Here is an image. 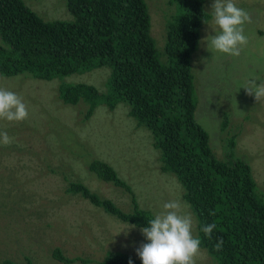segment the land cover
I'll list each match as a JSON object with an SVG mask.
<instances>
[{
	"label": "rangeland",
	"instance_id": "obj_1",
	"mask_svg": "<svg viewBox=\"0 0 264 264\" xmlns=\"http://www.w3.org/2000/svg\"><path fill=\"white\" fill-rule=\"evenodd\" d=\"M23 1L43 20L72 19L65 0ZM145 1L151 35L160 60L165 61V22L176 7L170 0ZM213 2L203 0L210 19L200 29L191 57L197 98L194 117L207 131L216 157L243 159L251 167L257 189H264V98L256 101L243 88L250 79H257V84L264 81V0H234L251 17V23L244 25L248 43L238 57L214 50L205 39L219 31L213 20ZM109 74V67L102 66L48 81L22 75L0 77V87L17 93L29 111L24 121L0 119V131L13 138L9 145L0 143V264L5 259L20 262L24 257L33 264H66L53 257L55 247L79 261L101 260L107 251H124L139 258L136 249L147 243L140 228H131L125 235L121 230H127L128 224L79 195L64 193L69 180L87 176L81 154L88 158L91 152L109 160L135 190L138 203L150 207L155 215L165 202L178 200L180 195L182 199L176 177L161 168L152 134L126 114V104L119 103L110 111L98 105L82 121L84 105L64 104L55 94L57 84L76 83L105 92ZM222 125L227 126L222 129ZM228 143H234L233 148ZM224 145L232 150L226 152ZM95 157L100 158L90 160ZM83 180L101 197L129 210L127 192L94 177ZM181 202L193 216L189 205ZM194 228L195 224L193 235ZM195 264L214 263L200 248Z\"/></svg>",
	"mask_w": 264,
	"mask_h": 264
},
{
	"label": "trees",
	"instance_id": "obj_2",
	"mask_svg": "<svg viewBox=\"0 0 264 264\" xmlns=\"http://www.w3.org/2000/svg\"><path fill=\"white\" fill-rule=\"evenodd\" d=\"M65 1L72 19L46 21L23 0H0V77L22 75L48 81L108 66L105 92L76 83L57 84L55 94L64 104H83L82 121L98 105L110 111L119 103L126 104V114L152 134L162 170L180 184L182 199L180 195L178 200L192 210L194 236L200 238V248L211 263L264 264V189H257L251 167L243 159L216 157L207 131L194 117L197 98L191 57L200 29L210 19L203 0H170L176 10L165 22V61L160 60L151 35L145 0ZM228 144L233 148L234 143ZM81 156L87 176L69 180L65 194L79 195L140 229L154 218V210L138 203L135 190L109 160L91 152L88 158ZM92 156L101 159L90 160ZM89 177L127 192L129 210L92 190L83 180ZM211 223L217 227L208 237L201 229ZM220 237L224 243L217 250L214 246ZM52 255L66 264L79 261L66 257L58 247ZM129 260L142 264L124 251H107L101 260L80 258L79 262L129 264ZM2 264L33 262L24 257L20 262L5 259Z\"/></svg>",
	"mask_w": 264,
	"mask_h": 264
},
{
	"label": "clouds",
	"instance_id": "obj_3",
	"mask_svg": "<svg viewBox=\"0 0 264 264\" xmlns=\"http://www.w3.org/2000/svg\"><path fill=\"white\" fill-rule=\"evenodd\" d=\"M211 9L219 31L205 39L210 41L214 50L238 57L248 43L244 25L251 23L249 13L238 7L234 0H214ZM256 81L257 79H250L243 88L258 101L264 98V81L259 80V84ZM28 116V107L23 99L17 93L0 87V119L20 122ZM12 142L13 138L6 131H0V143L9 145ZM162 208L161 212L140 229L148 242L136 249V255L142 264H195L201 240L193 235V216L185 211L186 205L179 200L167 201ZM134 227L135 225H129L127 230L121 231L127 235V231ZM216 227L215 223H211L201 230L205 236L210 237ZM223 243V238L220 237L214 247L220 250ZM129 264H132L131 260Z\"/></svg>",
	"mask_w": 264,
	"mask_h": 264
}]
</instances>
